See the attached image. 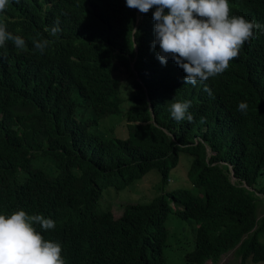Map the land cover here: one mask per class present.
I'll return each mask as SVG.
<instances>
[{
  "label": "trees",
  "instance_id": "trees-1",
  "mask_svg": "<svg viewBox=\"0 0 264 264\" xmlns=\"http://www.w3.org/2000/svg\"><path fill=\"white\" fill-rule=\"evenodd\" d=\"M155 10L11 0L0 13L26 41L0 48V214L48 207L75 263L172 264L174 215L197 226L184 264H264V32L205 82L210 96L203 83L186 84L171 58L157 59ZM232 15L264 25V0H243ZM57 20L62 31L51 37ZM37 39L55 42L40 53ZM174 100L191 101L193 122L171 117ZM107 119L126 122L127 138L103 132ZM182 154L197 192H165ZM152 171L161 194L116 218L117 196Z\"/></svg>",
  "mask_w": 264,
  "mask_h": 264
},
{
  "label": "clouds",
  "instance_id": "clouds-1",
  "mask_svg": "<svg viewBox=\"0 0 264 264\" xmlns=\"http://www.w3.org/2000/svg\"><path fill=\"white\" fill-rule=\"evenodd\" d=\"M11 0H0V13H4ZM243 0H126V6L147 14L155 8L152 47L162 65L171 58L184 73L186 84L203 83L210 96L211 89L205 83L229 69L231 61L238 59L246 43L256 38V30L264 32V25L243 16L232 15L233 7ZM19 4L20 0H15ZM51 37H58L62 29L59 20L50 30ZM23 50L26 41L0 23V48L8 43ZM50 39L33 41L34 48L43 53ZM6 55V53H5ZM191 101H173L170 115L177 121L193 122L189 112ZM248 104L240 102L238 111L246 114ZM201 117L200 122H205ZM48 207L36 208L33 213L16 210L0 214V264H82L75 263L72 249L58 239V225ZM212 264V263H207Z\"/></svg>",
  "mask_w": 264,
  "mask_h": 264
},
{
  "label": "rangeland",
  "instance_id": "rangeland-1",
  "mask_svg": "<svg viewBox=\"0 0 264 264\" xmlns=\"http://www.w3.org/2000/svg\"><path fill=\"white\" fill-rule=\"evenodd\" d=\"M101 130L113 136L127 138V124L126 122H118V120H104L101 124ZM192 159L182 154L180 156V163L176 169L171 172L170 181L166 187L165 192H171L178 189H189L194 192L197 190L190 183L188 179V170L190 168ZM161 177L157 171H152L142 180L129 187L127 190L121 192L117 196V201L113 206V213L116 218H119L123 213L124 206L129 203H149L153 198L161 194ZM112 193H115L114 191ZM108 192L105 195V200H109ZM105 200L103 201L104 203ZM167 227L171 232L170 241L174 249L168 248L166 256L172 264H184L183 256L194 249L193 245H184V243H192L194 239L197 226L194 222L182 221L174 215H170L167 221ZM188 237V239L186 238ZM186 238V239H185ZM179 244V245H178ZM233 258L232 254L224 257L222 263L229 262Z\"/></svg>",
  "mask_w": 264,
  "mask_h": 264
}]
</instances>
